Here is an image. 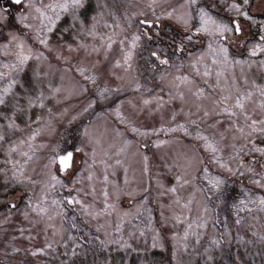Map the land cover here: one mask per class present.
I'll return each mask as SVG.
<instances>
[{
    "label": "rangeland",
    "instance_id": "obj_1",
    "mask_svg": "<svg viewBox=\"0 0 264 264\" xmlns=\"http://www.w3.org/2000/svg\"><path fill=\"white\" fill-rule=\"evenodd\" d=\"M34 3L42 8V0ZM98 4L93 13L88 8L76 12L75 21L71 11L61 12L50 33L40 30L39 21L31 19L38 14L26 9L31 13L27 23L40 37L47 35L48 47L35 38L36 31L16 23V6L13 20L3 27L2 65L16 62L14 55L7 54L15 50L9 44L10 29L25 39L32 54L23 72L0 70L7 73L1 89L13 77L18 81L5 95L0 111V135L5 137L0 141V168H11L9 160L23 163L26 157L20 152H28L32 159L24 165L27 179L23 183L9 182L4 188L5 178L0 175V264H264V242L260 241L264 211L258 204L248 203L249 198H264V188L251 182L260 178L255 174L264 175L260 167L264 155L249 151L251 144L236 131L241 126L247 131L239 110L235 117L221 111L243 94L234 59L220 61L219 54L206 45L195 46L184 52V57H172L167 64L159 63L150 55L149 49H157L153 41L141 38L135 46L132 43V37L140 34L142 0H99ZM41 52L44 55L38 59ZM127 52L132 55L125 64ZM205 71L209 75L204 76ZM182 77L188 80L181 82ZM257 95L258 91L252 92L246 113L264 119L260 107L264 96L259 95L255 102ZM225 96L231 99L220 104ZM205 111L210 113L208 117H204ZM193 120L197 123L192 124ZM232 120L239 122L232 124ZM10 123L15 128L9 127ZM181 124L189 134L159 131L141 136L132 130ZM213 124L216 126L210 127ZM37 131L35 139L28 141ZM197 131L218 142L219 164L211 161L212 154L195 139ZM250 139L264 147L260 134ZM21 140L31 143L32 150L25 143L16 153H9ZM160 141L163 143L154 146ZM145 144L147 147L142 146ZM69 148L74 150L77 169L71 177L59 173L58 163H51ZM76 148L83 151L77 153ZM239 148L244 151L237 152ZM201 159L204 164L198 163ZM248 166L254 173L246 171ZM204 167L207 173L202 171ZM52 175L61 180L45 194V206L53 219L32 212L30 220L24 219L21 213L26 210L27 197L35 194L33 202H38L45 185L54 184ZM177 176L189 183L178 185ZM210 177L224 183L214 189ZM172 187L177 189L175 193L167 191ZM104 191L109 193L107 201ZM69 195L79 199L88 213L81 205L67 204ZM53 199L61 201L59 207L51 204ZM241 200L247 206L238 211ZM12 202L17 203V210L9 209ZM105 203L115 209L99 214ZM200 223L205 227L198 228Z\"/></svg>",
    "mask_w": 264,
    "mask_h": 264
},
{
    "label": "snow or ice",
    "instance_id": "obj_2",
    "mask_svg": "<svg viewBox=\"0 0 264 264\" xmlns=\"http://www.w3.org/2000/svg\"><path fill=\"white\" fill-rule=\"evenodd\" d=\"M153 2H155V0H153ZM187 3L189 4H196L197 0H186ZM250 0H243V4L247 5L249 4ZM89 5V0H53V2L45 4L43 6V8L41 7H37L36 4L34 3V0H7V3L4 4L3 6H0V28L5 27L8 25L9 22H11L13 20V16H12V10L10 6H16V8L18 9L17 14L15 16V21L16 23L22 25L25 29H28L30 31H36V39L39 41V43L45 47H48V37L47 35H45L44 37H40L39 31H37L33 25L31 23H27V21H29L30 19V15L31 13L29 11H25L27 10H31V12H34L38 15H31V19L32 20H38L39 21V26H40V30H45L50 33L53 30V27L56 24V21H58L60 19V13L61 12H69L71 11L73 14V20L75 21L77 19L76 16V11L77 10H87V7ZM232 9L235 10V12L237 13L238 16H244L245 19H249L251 20L252 17L249 13L242 11V8L239 4L237 3H233L230 6ZM258 7L261 8L262 11H264V0H262L261 4L258 5ZM169 16L172 15V13L168 14ZM187 15V14H186ZM198 16H199V27L195 28V33H207L209 35H215L218 36L220 38V40L223 41H227L230 40L232 41V43H237V41L239 42V46H247V41H248V36L247 33L244 29V27L239 23L238 20H231L229 23H224L222 21H219L217 19H214L213 16H211L209 14V11H206L205 8H200L198 10ZM159 19V18H158ZM178 19H182L180 17H178ZM189 19H191V17L189 16L188 19H183V23L184 25L187 27L189 26ZM47 21V23H46ZM141 25L145 26V32L144 35H146L148 37V39H152V36L150 35V33L148 32V29H151L152 27H154V24L151 21L148 20H141L140 21ZM11 39L9 41V44H12L14 46V52H9L7 54L9 55H14L15 56V63L13 64H4L2 65L3 68L5 69H11V71L13 72H23L24 71V65L31 59V54H32V48L31 47H26L25 45V39L23 37H21L20 35H18L15 31L13 30H9ZM2 34V33H0ZM141 39L140 36H133L132 37V43L133 46H135L136 42L139 41ZM187 39L189 41H192L193 36L192 35H188ZM260 41L256 44H254L252 46V48L250 49L249 54L251 56H256L257 53H262L264 54V35L260 36ZM108 41L109 43L107 44V48L110 49L112 47V37L109 36L108 37ZM121 44H123V41H121ZM8 44H5L3 47L5 49L8 48ZM210 50L215 53V54H219L222 55L223 58V62L227 63L228 62V47L225 45H221L219 47V49H213L211 45H209ZM93 51H99V49L93 48ZM43 53H39L38 55V59L43 57ZM131 52H127L124 55V63L127 64L128 61L131 59ZM153 56H156L157 54L155 52L152 53ZM162 64H167L168 60L167 59H162L160 61ZM217 61L214 60L213 63H216ZM236 63H240V61H236ZM262 65H264V61L261 62ZM117 66H119V62H117ZM193 67H195V65H193ZM81 74H83V70H81ZM199 74V73H197ZM7 73L5 72H0V79H4L6 77ZM209 75V73L207 71L204 72V76ZM86 79H91L92 82L94 83L95 80L94 78L91 77H86ZM188 80V77H182L181 78V82H185ZM18 81L13 77L7 87L0 89V105H3L5 103V95H7L13 85L17 84ZM139 87V86H137ZM107 91V90H105ZM261 95H264V88L259 89ZM101 95H103V93H101ZM252 97V93L248 92L246 94H239L236 96L235 98V103L229 108V107H224L222 108V112L224 114H226L228 117H235L237 116V112L235 111L236 109L239 110L240 115L243 116L244 120L247 122L246 123V127H247V131H245V127L241 126L238 129H236V131H239L241 133V136L243 137V139L247 140L250 144H251V148L249 151L253 152V153H260L261 155H264V147H258L256 144L252 143L251 141V137L254 134H260V136L264 137V119H254L252 118L250 115H248L246 113V109H245V100H248ZM231 99L230 96H225L220 100V104H226L229 100ZM30 105H31V101H29ZM149 103L148 100L144 101V104L147 105ZM89 108L92 107L91 104H89L88 106ZM261 108H264V104L260 105ZM88 109L86 108L85 111H87ZM117 115H119V112H117ZM210 115L209 112L205 111L204 112V117H208ZM219 115V114H217ZM174 118V117H173ZM250 121V122H249ZM238 120H232L231 123L232 124H236L238 123ZM192 124H196L197 122L195 120L191 121ZM216 123H220L219 120L216 121ZM216 124L210 125V127H215ZM9 127L15 128V125L10 123ZM134 132L138 133L141 136H150V135H154L159 131H164V132H176V131H182L185 134H189L188 133V129L183 125H178L177 127H169L167 129L161 128V129H153L152 131H144L141 132L140 129L137 128H133L132 129ZM39 132H34L32 136H30L28 138V141L34 140L36 135H38ZM223 134H221V139H223ZM5 139L4 136L0 135V141H3ZM195 139L202 141L203 142V147L206 151L210 152L212 154L211 156V161L213 163H220V157L218 155H216L221 149L219 147L218 142L215 141H210L209 137L206 135L201 134L199 131H197ZM234 139H236L234 137ZM25 143H28L24 140L19 141V144L11 146L9 148V153H16L19 149L20 145H23ZM160 143H163V141H160L159 143L154 144V146H159ZM262 143H264V140H262ZM143 147H147V145H142ZM28 147L30 150H32L31 147V143H28ZM232 147L235 149L236 146L235 144L232 145ZM83 151L81 148H76L75 152H81ZM237 152H243L244 149L243 148H239L236 149ZM21 156L26 157V159L24 160L23 163H21L20 161H16V160H9L7 161L8 164H11V168L5 170L4 168H0V175H3L5 178V183H4V188H7L9 186V182L12 183H16V184H21L23 183L27 177L25 175V171H24V165L27 164L28 160L32 159V156H30L28 154V152H20ZM94 155V153H93ZM144 160L145 162H147L148 157L144 156ZM51 163L55 164L58 163L59 164V173H63V174H67L69 177L73 176L76 172V166H75V159H74V152L73 151H68V150H62L61 154H59L58 156L54 157L51 161ZM117 163H119V161H117ZM189 163H191V161H189ZM198 163L200 164H204L205 161L203 159L199 160ZM221 167H227V165L221 164ZM89 167H91V165H89ZM261 168H264V164L260 165ZM145 171H147V163L145 166ZM202 171L204 173L208 172V168L204 167L202 169ZM247 172H252L254 173V169L251 166H248L246 168ZM11 173V175L9 176L8 173ZM244 173L241 172L240 175H243ZM255 175H260L259 179H252L251 182L253 184H255L257 187L260 188H264V175L261 174H255ZM89 180L92 179V175L90 174L88 177ZM51 180L54 181V184H48L45 185L44 187V192L38 197V202L34 203V196L35 194H33V196H28L27 200H26V210L24 212H22L21 214L23 215L24 219L26 220H30L29 218V212L32 213H36L38 216H41V218H43L45 215L47 216V220L51 221L53 219V216L51 214H49V208L45 206V198H46V193L54 190L56 185H60L61 184V180L57 179L56 175H52L51 176ZM104 181L105 183L108 182V177L105 176L104 177ZM78 182V181H75ZM176 183L178 185L183 186V184H187L189 183L188 180L183 179L182 176H177L176 177ZM209 183L211 184L212 188L214 189H218L223 183L224 181L216 178V177H210L209 178ZM33 184H35V182L33 181ZM71 191V189H70ZM145 191H147V189H145ZM167 191L169 192H173L175 193L177 191V189L175 187L169 188ZM103 196L105 197V200L107 201L108 197H109V193L107 191H104ZM245 195H247V193H245ZM21 199L23 197H20ZM66 202L69 205H81L82 208H84L85 213H88V208L84 207L82 205V202L79 199H76V197L69 195L68 197H66ZM175 203L179 204L180 201L179 199H177L175 201ZM190 203V202H189ZM248 203H256L259 205V210L260 211H264V198H260L257 197L255 200L249 198ZM51 204L53 206L59 207V205L61 204V201L59 200H55L53 199L51 201ZM244 206L246 207V203L244 200H241L239 202V205H237V209L238 211H243ZM10 210H17L18 209V205L15 202H12L8 205ZM184 208H187L188 205L185 204L183 205ZM109 209L114 210L115 206L113 204H109V203H105L104 205V209L102 210V213L99 214H103L104 212H107ZM55 209H53L54 211ZM249 212L252 211V209H248ZM57 215H59L60 213H56ZM127 215V214H126ZM177 221L180 220L179 216L174 217ZM30 223H37L36 221H30ZM241 223L240 219L236 220V224L239 225ZM73 227H76V225L74 224ZM119 225H117V231H119ZM189 228L192 227L191 224L188 225ZM198 228H203L205 227L204 223H200L197 225ZM25 230L23 228L20 229V232L23 233ZM188 233L187 231L185 232V238L187 237ZM15 239V237L13 238ZM155 240V237L153 238ZM237 239H239V237H237ZM260 241L264 242V237H260ZM112 243H118L117 241H112ZM213 244H218L219 241H213ZM50 247V245H49ZM153 247H157L156 243L153 244ZM43 251V250H41ZM33 255H36V252L32 253ZM209 259H211V256L209 257Z\"/></svg>",
    "mask_w": 264,
    "mask_h": 264
},
{
    "label": "flooded vegetation",
    "instance_id": "obj_3",
    "mask_svg": "<svg viewBox=\"0 0 264 264\" xmlns=\"http://www.w3.org/2000/svg\"><path fill=\"white\" fill-rule=\"evenodd\" d=\"M50 0H42V8L48 4ZM99 0H89L88 9L93 13L98 8ZM142 0L141 15L139 17V24L141 20H148L154 24V27L148 29L152 39H148L145 32V26L140 24L139 31L143 40L153 41L157 49H149L150 55L154 57L159 63L162 59L168 61L172 57H184V52L192 50L195 46H209L220 47L222 44L228 47V60L234 59L236 69V79L240 84V90L243 94L245 91H258L255 102L258 96L261 95L259 89L264 88V54L257 53L256 56L249 54L252 46L260 41V36L264 35V11L258 7L262 0H250L249 4H243V0H197V3L192 5L186 0ZM241 6L242 11L251 15L252 19H245L244 16H238L234 9L230 6L233 3ZM7 3V0H0V6ZM14 14V7L10 6ZM205 8L214 19L229 23L231 20H238L244 27L247 36V46H239V42L232 43L231 39L227 41L220 40L218 36L209 35L207 33H195V28L199 27L198 10ZM82 10V9H81ZM77 10L76 12H80ZM172 13L171 16L168 14ZM187 14V15H186ZM189 19V26H185L183 19ZM178 17L182 19H178ZM159 18V19H158ZM0 46L3 36V27L0 28ZM188 35H192V41L187 39ZM155 52L157 55L153 56ZM220 61H223L222 55H219ZM240 61V63H236ZM0 70L2 71V61L0 62ZM0 71V72H1ZM2 79H0V89L2 86ZM241 94V93H240ZM264 96V95H263ZM232 103L231 105H233ZM250 104V99L245 100V106ZM264 104V103H262ZM2 105H0L1 111ZM1 154V152H0Z\"/></svg>",
    "mask_w": 264,
    "mask_h": 264
},
{
    "label": "water",
    "instance_id": "obj_4",
    "mask_svg": "<svg viewBox=\"0 0 264 264\" xmlns=\"http://www.w3.org/2000/svg\"><path fill=\"white\" fill-rule=\"evenodd\" d=\"M68 151H71V150H68ZM59 155V154H58Z\"/></svg>",
    "mask_w": 264,
    "mask_h": 264
}]
</instances>
